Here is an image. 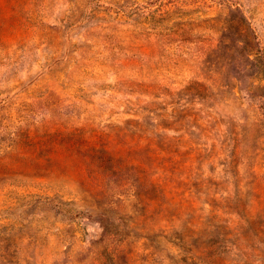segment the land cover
I'll list each match as a JSON object with an SVG mask.
<instances>
[{"label": "rangeland", "instance_id": "1", "mask_svg": "<svg viewBox=\"0 0 264 264\" xmlns=\"http://www.w3.org/2000/svg\"><path fill=\"white\" fill-rule=\"evenodd\" d=\"M0 264H264V0H0Z\"/></svg>", "mask_w": 264, "mask_h": 264}]
</instances>
